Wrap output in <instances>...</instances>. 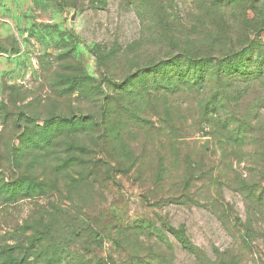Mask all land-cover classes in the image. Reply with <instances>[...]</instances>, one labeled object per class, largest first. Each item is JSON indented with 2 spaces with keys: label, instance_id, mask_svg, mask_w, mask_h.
Returning a JSON list of instances; mask_svg holds the SVG:
<instances>
[{
  "label": "rangeland",
  "instance_id": "1",
  "mask_svg": "<svg viewBox=\"0 0 264 264\" xmlns=\"http://www.w3.org/2000/svg\"><path fill=\"white\" fill-rule=\"evenodd\" d=\"M0 264H264V0H0Z\"/></svg>",
  "mask_w": 264,
  "mask_h": 264
},
{
  "label": "trees",
  "instance_id": "2",
  "mask_svg": "<svg viewBox=\"0 0 264 264\" xmlns=\"http://www.w3.org/2000/svg\"><path fill=\"white\" fill-rule=\"evenodd\" d=\"M245 56H249V53H247L246 51H239V53L224 56L222 59H216L209 55L193 56L189 53H184L182 56L183 60L189 63V65H191L193 69L191 71V78H188L187 80L183 81V84L187 89H196L202 87L203 85H205L206 80H210L211 76L214 74L210 70L215 65L220 66L219 68L220 72L218 75L222 73L223 75H221V77L224 76L225 74H228L226 76H229L232 74L230 73V71L233 69L234 63ZM250 56L251 59L249 60L252 61V52H250ZM239 67L237 66L236 68L237 70L236 74H239L240 69H244V70L246 69L245 67L242 66Z\"/></svg>",
  "mask_w": 264,
  "mask_h": 264
}]
</instances>
